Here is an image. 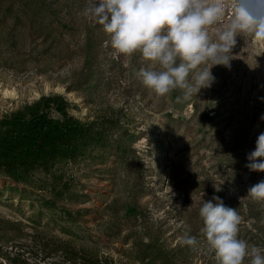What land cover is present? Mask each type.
Masks as SVG:
<instances>
[{
	"label": "rangeland",
	"instance_id": "374dc122",
	"mask_svg": "<svg viewBox=\"0 0 264 264\" xmlns=\"http://www.w3.org/2000/svg\"><path fill=\"white\" fill-rule=\"evenodd\" d=\"M86 3L0 0V264H144L128 235L218 264L199 216L214 195L264 248V204L247 197L264 172L245 167L264 132V44L237 36L212 87L176 103L181 90L142 84L135 73L158 65L116 54Z\"/></svg>",
	"mask_w": 264,
	"mask_h": 264
},
{
	"label": "clouds",
	"instance_id": "9594fccd",
	"mask_svg": "<svg viewBox=\"0 0 264 264\" xmlns=\"http://www.w3.org/2000/svg\"><path fill=\"white\" fill-rule=\"evenodd\" d=\"M83 15L110 34L116 54L139 52L158 65L141 68L135 75L157 97L181 90L176 103L212 87L216 80L212 68L230 66L237 36L247 34L264 44V0L259 4L256 0H87ZM213 25L217 26L215 39L209 34ZM247 160L250 171L264 172V132ZM247 197L264 204V180L252 185ZM199 216L200 231L218 264H244L245 257L250 264H264V248L238 238L237 209L214 195L203 200ZM260 222L264 224V217ZM180 243L195 247L198 241L185 234Z\"/></svg>",
	"mask_w": 264,
	"mask_h": 264
},
{
	"label": "trees",
	"instance_id": "16d2710c",
	"mask_svg": "<svg viewBox=\"0 0 264 264\" xmlns=\"http://www.w3.org/2000/svg\"><path fill=\"white\" fill-rule=\"evenodd\" d=\"M48 138L49 135L44 137L46 142ZM117 204L118 200L116 199L107 206L106 210L111 214V221L114 223L113 227H115L116 231L119 233L120 227H118L117 223L121 217ZM107 235L111 236L110 234ZM132 236L133 235H128L125 242L133 240L132 250L135 260L144 264H187L186 261H184L183 255L177 254L175 249L167 248L160 239L149 236V242L145 243L143 239Z\"/></svg>",
	"mask_w": 264,
	"mask_h": 264
}]
</instances>
